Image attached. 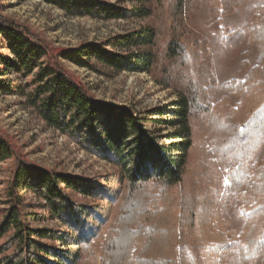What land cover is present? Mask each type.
Masks as SVG:
<instances>
[{
	"label": "trees",
	"instance_id": "trees-1",
	"mask_svg": "<svg viewBox=\"0 0 264 264\" xmlns=\"http://www.w3.org/2000/svg\"><path fill=\"white\" fill-rule=\"evenodd\" d=\"M38 1L67 17L105 22L144 20L153 12L151 0H127L135 4L128 10L101 0ZM240 1L208 0L211 22L231 15ZM254 4L261 18L253 26L259 58L243 82L225 85L240 103L223 117L210 111L215 82L205 42L187 38L186 0H163L174 32L163 47L155 29L142 27L55 56L41 38L0 15V95L19 98L48 130L119 168L124 181L112 187L108 180L73 177L15 159L5 193L9 210L0 225V241L6 238L0 264H201L200 252L209 264H220L216 254L224 257L231 245L210 231L221 191L215 160L229 165L228 189H245L251 199L242 259L250 261L264 250V168L255 176L246 163L264 143V0ZM60 61L99 74L101 69L114 75L149 74L158 68L160 86L172 89L176 100L171 110L158 108L147 116L173 128L166 140L174 143L158 144L145 126L152 119L96 100ZM202 115L208 120L209 149L202 145L185 177L194 146L191 119ZM165 116L171 119L162 120ZM12 156L0 138V164ZM70 194L96 203L74 202ZM28 195L37 205L24 204ZM46 221L65 230L32 227Z\"/></svg>",
	"mask_w": 264,
	"mask_h": 264
},
{
	"label": "rangeland",
	"instance_id": "rangeland-1",
	"mask_svg": "<svg viewBox=\"0 0 264 264\" xmlns=\"http://www.w3.org/2000/svg\"><path fill=\"white\" fill-rule=\"evenodd\" d=\"M101 1L116 4L127 10L135 6L127 0ZM162 5L163 0H151L153 12L148 19L105 22L67 17L60 10L38 0H0V15L20 29L41 38L51 56H55L61 50H71L84 43H104L117 35L142 27L155 29L159 33L160 45L163 47L174 36V32L173 21L165 15ZM260 19L254 0H241L231 15L222 16L216 24L210 20L208 0H186L183 24L189 33L187 38L203 40L208 52L215 82L214 92L210 98V111L214 115L223 117L228 109H235L240 103V98L227 92L225 85L230 82H243L249 71L257 64L259 49L253 26ZM58 63L75 81L84 85L96 100L132 109L139 117L152 119L153 122H147L145 126L149 134L157 139L158 144L174 143L166 140L167 135L174 129L156 124L158 118L155 116H147V112L158 108L171 110L176 100L172 89L160 86L163 78L158 68L149 74L114 75L102 69V74H99L79 69L66 62ZM188 75L189 72L186 73V76ZM20 103L21 100L13 95H0V138L10 145L13 152L10 160L0 164V225L9 210L5 193L17 158H23L49 171L95 181L108 180L107 184L112 187L123 185V173L119 168L82 151L66 137L48 130L34 114L24 110ZM170 119V116L162 118L167 121ZM207 122L204 115L191 119L194 146L188 154L185 177L196 164L202 152V145L209 149ZM246 163L252 174L258 175L264 168V143ZM215 168L220 176L221 191L215 202L210 231L219 232L231 245V249L224 252V257L217 253L215 259L220 260V264H264V250L250 261H244L241 257L245 249L243 236L245 215L251 209L249 194L245 189L235 191L228 189V163L222 164L215 160ZM70 196L74 202L81 204L96 203L74 194ZM24 204L37 205V201L28 195L24 197ZM32 227L65 230L56 221H46ZM5 241L6 238H3L0 245ZM198 256L201 264L210 263L206 253L200 252Z\"/></svg>",
	"mask_w": 264,
	"mask_h": 264
}]
</instances>
